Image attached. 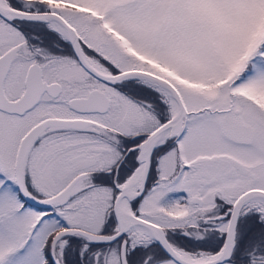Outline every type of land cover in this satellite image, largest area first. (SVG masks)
<instances>
[{
  "label": "snow or ice",
  "instance_id": "6c2138e0",
  "mask_svg": "<svg viewBox=\"0 0 264 264\" xmlns=\"http://www.w3.org/2000/svg\"><path fill=\"white\" fill-rule=\"evenodd\" d=\"M0 264H264V0H0Z\"/></svg>",
  "mask_w": 264,
  "mask_h": 264
}]
</instances>
